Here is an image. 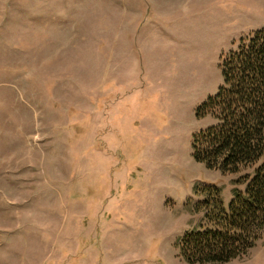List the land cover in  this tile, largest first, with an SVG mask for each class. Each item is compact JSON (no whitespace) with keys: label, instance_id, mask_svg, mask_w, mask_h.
I'll return each instance as SVG.
<instances>
[{"label":"rangeland","instance_id":"obj_1","mask_svg":"<svg viewBox=\"0 0 264 264\" xmlns=\"http://www.w3.org/2000/svg\"><path fill=\"white\" fill-rule=\"evenodd\" d=\"M264 0H0V264H188L257 165L196 163V109ZM227 264H264V231Z\"/></svg>","mask_w":264,"mask_h":264},{"label":"trees","instance_id":"obj_2","mask_svg":"<svg viewBox=\"0 0 264 264\" xmlns=\"http://www.w3.org/2000/svg\"><path fill=\"white\" fill-rule=\"evenodd\" d=\"M223 83L196 109L198 119L214 124L192 137L196 163L223 174L254 165L244 196H236L227 211L208 212L210 226L185 234L179 243L188 264H227L244 256L264 231V29L221 56Z\"/></svg>","mask_w":264,"mask_h":264}]
</instances>
